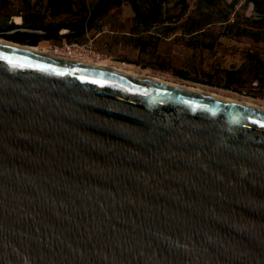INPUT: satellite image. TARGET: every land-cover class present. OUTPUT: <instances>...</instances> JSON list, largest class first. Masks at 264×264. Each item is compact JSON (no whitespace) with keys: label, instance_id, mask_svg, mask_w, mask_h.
<instances>
[{"label":"water","instance_id":"1","mask_svg":"<svg viewBox=\"0 0 264 264\" xmlns=\"http://www.w3.org/2000/svg\"><path fill=\"white\" fill-rule=\"evenodd\" d=\"M0 264H264V111L0 44Z\"/></svg>","mask_w":264,"mask_h":264},{"label":"trees","instance_id":"2","mask_svg":"<svg viewBox=\"0 0 264 264\" xmlns=\"http://www.w3.org/2000/svg\"><path fill=\"white\" fill-rule=\"evenodd\" d=\"M8 3L9 0H0V31L26 26L57 34L59 30L67 28L76 30L68 39H78L86 29H97L108 22L112 28L111 32L115 34L114 41L118 45L131 46L137 50L135 62L140 63L142 67L174 70V74L184 79L192 77L183 70L174 69L170 56L161 53L160 49L164 43H191L199 45V49L212 48L222 40L213 31L215 24L223 25V28H234V37L246 40L256 47L264 42V0H245L240 7H236L238 0H95L92 5H88L87 0H47L42 12L28 10V13L22 16L21 24L8 22L7 18L3 17V10ZM33 4L31 0H23L22 7L32 8ZM124 5L130 7L131 16L122 15ZM249 5L253 7V15L244 13ZM48 14L53 17L66 14L70 19L56 23L46 22ZM244 26L255 27L256 31L246 30ZM223 34L226 36L228 32ZM11 38L28 44H37L43 39L41 36L19 31H14ZM260 54L255 48L248 52L246 63L240 67L226 68L225 87L233 88V84H241L242 71L245 68L256 73L253 84L262 80L264 85V76L258 73H264V57ZM220 70L215 68V71ZM193 80L200 81L195 78ZM205 83L212 84L210 80Z\"/></svg>","mask_w":264,"mask_h":264},{"label":"rangeland","instance_id":"3","mask_svg":"<svg viewBox=\"0 0 264 264\" xmlns=\"http://www.w3.org/2000/svg\"><path fill=\"white\" fill-rule=\"evenodd\" d=\"M31 1L34 3V6L32 8L29 7L26 9L22 7L23 0H9L8 6L3 10V17L7 18L8 22L16 23L15 20H13L14 15H20L21 17L25 16L30 9L33 11L42 12L47 2V0ZM94 1L95 0H87V3L88 5H92ZM244 1L245 0H238L236 7H240ZM244 13H246V15H253L255 12L252 5H249L245 9ZM69 19L70 17L66 14H62L58 17H53L48 14L45 18V21L56 23L59 21H67ZM244 27L246 30L256 31L255 27ZM111 29L110 23L106 22L100 25V27L97 29H86L78 39H66L83 42L87 38L92 37L97 49L104 54L105 58H108L113 63L129 66L135 70L161 75L180 82L195 84L212 90L220 91L233 97L252 99L257 103L264 105V85H262L263 81L259 80V82L256 84L252 83L253 80L256 79L255 72L248 71L245 68L242 71L243 75L241 76V79L243 81L241 84H233V88H226L224 84L225 69L229 67H240L246 63L249 57L248 52L257 48L261 53L260 55L264 57V42H261L259 45H257L258 47H256L246 40L243 41L234 37V28H228L226 26L223 28V25L215 24L213 25V31L219 37H221L222 40L215 43L212 48L200 47L201 49H199V45H192L191 43H183L179 45L164 43L160 49L161 53H165L170 56L171 64L174 66V69L181 71L183 70L189 77H192L191 79H184L174 74V70H163L150 66L142 67L140 63L135 62L137 50L131 46H125L123 44L118 45V43L114 41L113 35L115 34L111 32ZM223 32H228V34L223 36ZM50 40L54 39H41L40 41H45L48 44ZM111 41L113 42L112 44ZM215 68H219L221 70L215 71ZM258 73L260 76H264L262 71H259ZM193 78L200 81H195ZM208 80H210L212 84L205 83V81Z\"/></svg>","mask_w":264,"mask_h":264},{"label":"bare ground","instance_id":"4","mask_svg":"<svg viewBox=\"0 0 264 264\" xmlns=\"http://www.w3.org/2000/svg\"><path fill=\"white\" fill-rule=\"evenodd\" d=\"M21 18L22 17L20 15H14V20L17 23H21V21H22ZM0 44H2L4 46H9V47L28 49V50L34 51L36 53L55 54L51 50H49L48 44L45 41H40L37 44H28V43H21V42H18V41H14V40H11V39L0 37ZM55 55H57V54H55ZM63 57H65V56H63ZM65 58L75 59V60H78V61H82V62H85V63H89V64H92V65L101 66V67H105V68L125 71V72H128V73H132V74L139 75V76H142V77H146V78H149V79L157 80V81L164 82V83H167V84H171V85H174V86L182 87V88H185V89H188V90H192V91L199 92V93H202V94L210 95V96H213V97H217V98H220V99H224V100H227V101H231V102H234V103L245 105V106H248V107L261 109V110L264 111V105L259 104V103L255 102L252 99H243V98L233 97V96H231L229 94H225L223 92L212 90V89L205 88V87H202V86H198V85H195V84H189V83H185V82H180V81H177V80H174V79H169V78L161 76V75H155V74H152V73H148L146 71L135 70L134 68L129 67V66H125V65H121V64L119 65V64L113 63L108 58H105V57H103L101 59H91V58H82V59L80 58L79 59V58H76V57H65Z\"/></svg>","mask_w":264,"mask_h":264},{"label":"built area","instance_id":"5","mask_svg":"<svg viewBox=\"0 0 264 264\" xmlns=\"http://www.w3.org/2000/svg\"><path fill=\"white\" fill-rule=\"evenodd\" d=\"M14 20V16H13ZM17 23V22H16ZM21 24V23H17ZM48 48L53 53L65 57H76V58H91L101 59L104 54L97 49L94 39L92 37L87 38L83 42L71 41L68 39L50 40L48 42Z\"/></svg>","mask_w":264,"mask_h":264},{"label":"crops","instance_id":"6","mask_svg":"<svg viewBox=\"0 0 264 264\" xmlns=\"http://www.w3.org/2000/svg\"><path fill=\"white\" fill-rule=\"evenodd\" d=\"M131 14H132L131 9H130L127 5H124V6H123L122 15H123V16H131ZM21 19H22V18H21Z\"/></svg>","mask_w":264,"mask_h":264}]
</instances>
